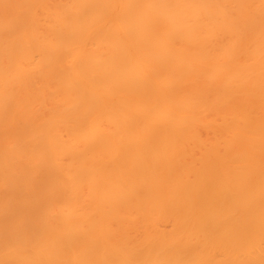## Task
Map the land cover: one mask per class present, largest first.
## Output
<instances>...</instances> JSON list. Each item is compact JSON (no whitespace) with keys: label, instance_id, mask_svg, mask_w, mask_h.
<instances>
[{"label":"bare ground","instance_id":"obj_1","mask_svg":"<svg viewBox=\"0 0 264 264\" xmlns=\"http://www.w3.org/2000/svg\"><path fill=\"white\" fill-rule=\"evenodd\" d=\"M0 264H264V0H0Z\"/></svg>","mask_w":264,"mask_h":264}]
</instances>
